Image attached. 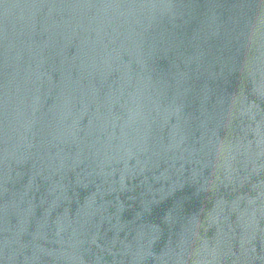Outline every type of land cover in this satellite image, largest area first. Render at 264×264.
<instances>
[{"label":"water","instance_id":"obj_1","mask_svg":"<svg viewBox=\"0 0 264 264\" xmlns=\"http://www.w3.org/2000/svg\"><path fill=\"white\" fill-rule=\"evenodd\" d=\"M0 264H264V0H0Z\"/></svg>","mask_w":264,"mask_h":264}]
</instances>
